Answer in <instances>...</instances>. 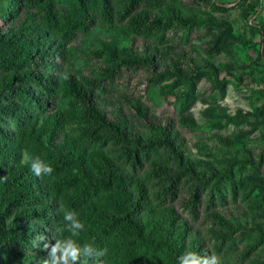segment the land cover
Wrapping results in <instances>:
<instances>
[{"label": "trees", "instance_id": "obj_1", "mask_svg": "<svg viewBox=\"0 0 264 264\" xmlns=\"http://www.w3.org/2000/svg\"><path fill=\"white\" fill-rule=\"evenodd\" d=\"M236 4L250 38L217 0H0V264H42L61 209L85 223L81 242L110 249L104 264H178L185 250L264 264V146H249L264 142V92L246 113L219 103L227 77L264 82V19L249 23L264 0ZM234 44L260 60L239 77ZM221 53L230 60L217 64ZM131 72L145 94L174 98L169 115L131 92ZM201 130L211 144L194 143ZM37 155L53 175L31 173Z\"/></svg>", "mask_w": 264, "mask_h": 264}, {"label": "rangeland", "instance_id": "obj_2", "mask_svg": "<svg viewBox=\"0 0 264 264\" xmlns=\"http://www.w3.org/2000/svg\"><path fill=\"white\" fill-rule=\"evenodd\" d=\"M63 2L66 0H62ZM220 3L225 4L228 8L234 6V8H232L228 13L223 14L222 17H228V19L230 21H232L234 23V33L236 35L239 34H245L247 38H250L251 35L248 33V28L246 26V21L244 20V18L242 17V7H239L238 4H236V2L238 0H217ZM252 1H250L251 3ZM216 17L220 18L219 14L215 15ZM264 19V10H259L258 14L252 18L250 20V24H255L257 23L259 20ZM2 22L0 21V26H1ZM203 34H205V32H202ZM202 33L200 32H196L195 35L199 34L200 36H202ZM102 36V31L97 30L93 33H90L84 37H82L80 39V44L82 48H89L91 47V43L92 41L96 38V37H100ZM199 36V37H200ZM203 37V36H202ZM211 35L206 34L204 36V40H200L198 37L194 38V42L197 46V48L200 50L201 46L203 48V45L205 44L206 41H208L209 39H211ZM252 39L259 43L260 41V37L258 35L252 36ZM240 46L238 44H234L232 50L234 51V57L232 58V60L235 62V67L237 70H235V76L239 77L240 76V68L241 65L244 63H248L250 61H257V63H260V60L258 59V54L253 50V49H249V50H240L239 49ZM203 57H205L204 53H200L198 55V60L200 61L201 59H203ZM214 60L216 61L217 64L220 63H226L230 60V57L227 56L225 53H221L218 55H215ZM224 75H221V77L223 78ZM262 73L259 74H255L253 77H244L243 82L238 83L237 80L233 77H227L228 79V85L227 88L225 90V94L223 96H220L219 99V103L221 106L225 107L228 109L229 113L234 114L237 110H242L244 113L246 112H250L252 111V107H251V99L256 100L261 103L262 99L261 97L256 94L253 93V91H263L264 92V82L262 79ZM139 77L138 75L133 74V72H131V81L128 82L131 85V92L137 94L138 96H143L145 97V99L149 98L150 96H153L154 100L156 101V103H159L157 106L158 108H155L157 110V115L161 116V115H169L172 112L173 106L172 103L174 101V98H168V102H162L159 100L158 95H157V91L155 89H153L151 91L152 95H148L147 93L145 94V90H146V85H140L139 81H138ZM138 81V82H137ZM145 83V82H143ZM214 92V91H213ZM211 92V85L210 83L203 81L198 85V93H200L201 95H203L204 97H206V99H208V101H211V98H209V96L213 93ZM145 95V96H144ZM221 95V94H220ZM248 97H251V99H248ZM258 102V104H259ZM207 107L206 104H204L202 102V100H199L192 108L193 112H194V116L196 117L197 121L202 124V120H201V111H203L205 108ZM232 131H234V129L232 127H230L228 129V131L223 132L224 135H228L230 133H232ZM260 135L259 133H256L253 135V140L249 143L250 147L253 146H264V142H261L259 138ZM209 138V134L206 133V131H199L197 133H195L193 135V141L194 143H199V144H206L209 143L211 144L210 141H208ZM189 147L191 148V150L195 153V149L192 147L193 142L188 144ZM240 151H242L240 149Z\"/></svg>", "mask_w": 264, "mask_h": 264}, {"label": "clouds", "instance_id": "obj_3", "mask_svg": "<svg viewBox=\"0 0 264 264\" xmlns=\"http://www.w3.org/2000/svg\"><path fill=\"white\" fill-rule=\"evenodd\" d=\"M30 171L34 176L43 178L53 175L54 167L37 155L31 157ZM4 179L6 177H0V180ZM61 211L63 222L56 227V243L49 242L43 245L45 249L50 248V251L42 264H104L101 258L107 257L110 249L107 246L97 247L93 242H81L79 237L85 229V223L75 210ZM178 264H218V261L216 256L200 255L195 251L185 250L178 257Z\"/></svg>", "mask_w": 264, "mask_h": 264}]
</instances>
